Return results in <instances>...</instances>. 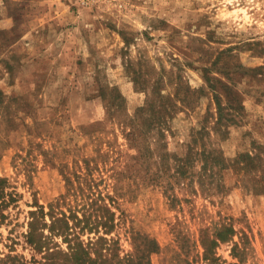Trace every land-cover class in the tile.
<instances>
[{"label":"rangeland","instance_id":"rangeland-1","mask_svg":"<svg viewBox=\"0 0 264 264\" xmlns=\"http://www.w3.org/2000/svg\"><path fill=\"white\" fill-rule=\"evenodd\" d=\"M7 4L28 41L0 45V177L19 194L0 251L42 259L35 202L81 216L104 197L120 256L136 229L150 264L192 261L201 229L227 224L224 264H264V0Z\"/></svg>","mask_w":264,"mask_h":264},{"label":"trees","instance_id":"trees-1","mask_svg":"<svg viewBox=\"0 0 264 264\" xmlns=\"http://www.w3.org/2000/svg\"><path fill=\"white\" fill-rule=\"evenodd\" d=\"M112 199V198H110ZM19 194L8 183L6 177H0V226L9 222L12 218L10 208L17 206ZM114 202V201H113ZM35 209L28 211L27 232L24 234L25 240L31 244L36 252L42 254V259L36 260L33 257V264H150V255L157 246L156 239L149 233L136 229H129L128 235L133 244V250L120 256L118 241L113 236L107 237L116 226L115 211L111 208V203L105 202L101 197V204L93 203L82 208L81 216L76 211L66 214L63 211L55 210L53 207L46 211L44 205L35 202ZM84 210V211H83ZM49 217L47 219L46 217ZM95 232L94 236H88L86 242L82 238V231ZM100 229H103L102 231ZM45 230H48L45 233ZM200 244L203 251H196L192 261H189L190 253H181L179 264H224L225 260L218 255L213 246H218L220 242L232 241L234 250L238 249V243L233 240V227L223 224L219 227L211 226L202 228L200 231ZM61 236L66 242V247L52 242L55 236ZM12 243H5L8 251H0V264H28L26 258L15 253L13 239ZM2 235L0 234V243ZM115 259V262L109 260ZM232 264H239L233 262Z\"/></svg>","mask_w":264,"mask_h":264},{"label":"crops","instance_id":"crops-1","mask_svg":"<svg viewBox=\"0 0 264 264\" xmlns=\"http://www.w3.org/2000/svg\"><path fill=\"white\" fill-rule=\"evenodd\" d=\"M12 0H0V45H4L7 48L12 47L13 45H23L25 41L24 35L21 34L17 38L12 39L7 34L11 32L14 28H20L19 18L22 15L24 16V11L22 14H19L17 10L9 6L7 3ZM4 33V36L3 34ZM21 33H24L23 31ZM26 36V35H25Z\"/></svg>","mask_w":264,"mask_h":264}]
</instances>
